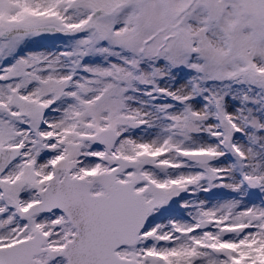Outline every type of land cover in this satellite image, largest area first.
Returning a JSON list of instances; mask_svg holds the SVG:
<instances>
[{
  "label": "snow or ice",
  "instance_id": "1",
  "mask_svg": "<svg viewBox=\"0 0 264 264\" xmlns=\"http://www.w3.org/2000/svg\"><path fill=\"white\" fill-rule=\"evenodd\" d=\"M0 264H264V0H0Z\"/></svg>",
  "mask_w": 264,
  "mask_h": 264
}]
</instances>
